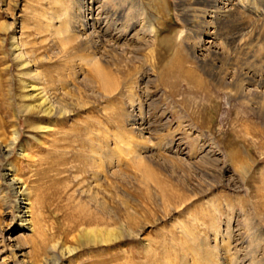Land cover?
I'll use <instances>...</instances> for the list:
<instances>
[{
  "label": "rangeland",
  "instance_id": "rangeland-1",
  "mask_svg": "<svg viewBox=\"0 0 264 264\" xmlns=\"http://www.w3.org/2000/svg\"><path fill=\"white\" fill-rule=\"evenodd\" d=\"M76 1L0 0V132L16 129L19 140L9 160L0 152V189L12 163L46 231L77 248L60 264H264V116L223 94L184 52L185 1L84 0L100 28L89 46L73 41L76 30L60 33L61 12H78ZM12 44L23 45L28 67ZM25 85L63 98L69 112L24 115ZM12 196L0 197V264H16ZM91 198L105 203L110 226L136 234L84 238L79 219L101 211Z\"/></svg>",
  "mask_w": 264,
  "mask_h": 264
},
{
  "label": "bare ground",
  "instance_id": "bare-ground-1",
  "mask_svg": "<svg viewBox=\"0 0 264 264\" xmlns=\"http://www.w3.org/2000/svg\"><path fill=\"white\" fill-rule=\"evenodd\" d=\"M184 1L186 7L184 13L189 25L188 30L189 33H192V35L189 33L187 35L186 46L182 47L184 52L192 58V63L201 70L210 83L219 88L223 94L238 100L239 104L255 109L259 115L264 116V23L259 19L261 18L260 6L264 4V0ZM76 2L79 3L78 12L68 13V17L66 13L61 12L67 25L65 28H59L60 33H69L76 30L75 33L79 35H76L73 41L75 43L79 41L78 44L89 46L92 37L89 35L93 34V37L97 38L100 34V28L95 22L97 19L92 16L91 2L86 5L82 0V6L79 1ZM58 5L62 6L60 3ZM115 17H117V14ZM56 18L60 20L59 15ZM9 29H12L11 25ZM11 37L13 38V35ZM218 38H224L227 43L225 45H233V47H225L222 43H217ZM67 41L72 42V39L69 38ZM11 42H14V40L12 39ZM22 46V44L11 45V49L14 51L13 59L19 62L21 67H28L32 61ZM31 73L28 72L27 75ZM92 73L96 80L100 82L98 84L103 90H111L113 82L108 81V73H104L103 69L97 65L93 68ZM32 75H35V78L39 76L36 73ZM23 82L21 81L20 85ZM22 89L28 92L23 96V100L31 101V103L24 104L22 109L24 115L28 114L31 117L34 114H40L50 119L55 116H65L69 112L66 106L62 104L63 98H55L51 95V92H46L43 87L25 85ZM38 127L42 129V127ZM18 142V131L16 129L11 128L10 136L1 131V156L9 160V155ZM2 179L4 187L0 189V197H5L7 194L13 195L14 203L13 205L10 203L12 206H10L11 210L8 213L11 214L14 221H18L17 228L14 229L16 233L7 237L11 256L15 259L16 264H60L61 259L66 258L68 255L70 257V253L76 247L59 243L57 239L53 238V235H50V232L46 231L45 223L41 215L36 212V206L34 207V203L29 197L26 182L18 176L12 163L4 169ZM95 198L91 199L99 206L101 202ZM103 204H100V216H92L93 214L90 213L83 215L80 218L81 220L79 219V222L85 223L81 230L84 238L105 243L120 238L124 229L128 235L136 234V231L128 224L121 225L119 228H115L116 226L113 225L110 226L109 222L112 223L113 218H111L109 209H106ZM92 224L94 225L91 226ZM224 237L229 238L228 234ZM28 242L33 250V259H29L23 249L24 244H28ZM28 259L31 260V263ZM206 259L208 264H214L212 256Z\"/></svg>",
  "mask_w": 264,
  "mask_h": 264
}]
</instances>
